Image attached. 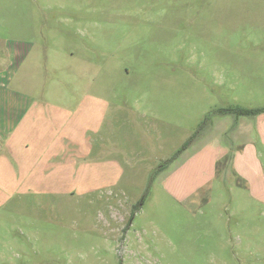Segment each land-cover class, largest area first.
<instances>
[{"label": "rangeland", "instance_id": "obj_1", "mask_svg": "<svg viewBox=\"0 0 264 264\" xmlns=\"http://www.w3.org/2000/svg\"><path fill=\"white\" fill-rule=\"evenodd\" d=\"M0 70L72 113L69 166L0 150V264H264V112L215 113L264 108V0H0Z\"/></svg>", "mask_w": 264, "mask_h": 264}, {"label": "crops", "instance_id": "obj_2", "mask_svg": "<svg viewBox=\"0 0 264 264\" xmlns=\"http://www.w3.org/2000/svg\"><path fill=\"white\" fill-rule=\"evenodd\" d=\"M30 49H32L30 44L27 47H15L9 54V60L12 63L15 62V59L16 62L21 61L27 56ZM3 74L4 71L0 70V150L4 149L7 153V149H17L19 146L23 153L22 164L32 160L30 166H34L36 170L52 162H55L59 170L60 161L63 160V165L69 166L65 164L67 150L64 147L66 146L62 145H68V142H71V131L60 126H55L54 129L49 126H39L38 121L43 110H55L58 119L62 118L64 125L70 129V125H68L70 120L66 119V115L71 116L72 113L60 105L47 108L36 97L12 91L8 88L11 83L10 79L8 81ZM259 117L262 118V116ZM73 140L76 141L75 138ZM56 146L61 149L55 151ZM24 151L27 155L24 154ZM254 163L257 161L255 160ZM16 164L20 166L18 162ZM5 166H7L6 163ZM75 170L77 171V168ZM253 173L256 176L259 175V173ZM260 176L262 184L264 175Z\"/></svg>", "mask_w": 264, "mask_h": 264}, {"label": "trees", "instance_id": "obj_3", "mask_svg": "<svg viewBox=\"0 0 264 264\" xmlns=\"http://www.w3.org/2000/svg\"><path fill=\"white\" fill-rule=\"evenodd\" d=\"M231 112H233V113H235L236 115H239V116H253V115H257V114H260V113H262V112H264V108H262V109H243V108H235V109H230V110H217V111H215V113H219L220 115H223V114H226V113H231ZM197 134H199V132H196L194 135H192L183 145H182V147L176 152V154L177 153H179L180 151H182V150H184L194 139H195V137L197 136ZM175 154V155H176ZM174 155V156H175ZM174 156L171 158V159H169V160H167V161H165L164 163L165 164H167V163H169L170 161H172L173 159H174ZM162 169V166H160L158 169H157V171H160ZM156 171V172H157ZM156 172H154V174L156 173ZM136 208H137V210H138V207L136 206ZM135 211H136V209H135Z\"/></svg>", "mask_w": 264, "mask_h": 264}]
</instances>
